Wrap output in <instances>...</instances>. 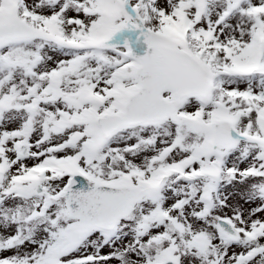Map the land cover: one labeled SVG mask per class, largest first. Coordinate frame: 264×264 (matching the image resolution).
<instances>
[{
  "label": "snow or ice",
  "instance_id": "6c2138e0",
  "mask_svg": "<svg viewBox=\"0 0 264 264\" xmlns=\"http://www.w3.org/2000/svg\"><path fill=\"white\" fill-rule=\"evenodd\" d=\"M0 264H264V0H0Z\"/></svg>",
  "mask_w": 264,
  "mask_h": 264
}]
</instances>
